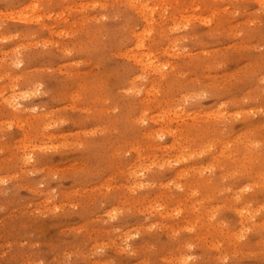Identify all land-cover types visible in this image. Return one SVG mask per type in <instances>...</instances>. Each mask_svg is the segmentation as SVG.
<instances>
[{
  "label": "rangeland",
  "instance_id": "rangeland-1",
  "mask_svg": "<svg viewBox=\"0 0 264 264\" xmlns=\"http://www.w3.org/2000/svg\"><path fill=\"white\" fill-rule=\"evenodd\" d=\"M0 264H264V0H0Z\"/></svg>",
  "mask_w": 264,
  "mask_h": 264
}]
</instances>
